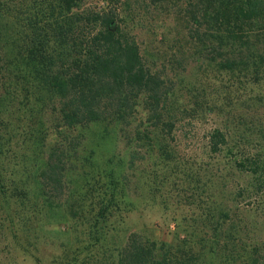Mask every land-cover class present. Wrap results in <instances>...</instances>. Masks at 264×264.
I'll list each match as a JSON object with an SVG mask.
<instances>
[{
  "label": "trees",
  "instance_id": "trees-1",
  "mask_svg": "<svg viewBox=\"0 0 264 264\" xmlns=\"http://www.w3.org/2000/svg\"><path fill=\"white\" fill-rule=\"evenodd\" d=\"M84 1L0 0V211H10L14 197L15 207L27 198L24 171L13 183L4 177L7 165L13 160L18 167L19 155L27 150L36 155L37 197L57 206L92 129H100L93 147L112 139L148 153L173 130L169 76L144 61L116 10L83 7ZM134 2L146 9L172 2L184 43L199 49L203 62L227 73L251 72L255 83L264 78V0ZM225 144L223 134L209 136L212 153ZM103 165L98 176L110 184L103 185L101 195L109 186L114 192L119 183ZM235 169L264 174V164L259 166L252 153L241 157ZM111 201L113 193L97 199L105 206L96 222L111 217L106 210ZM252 214L241 212L233 238L230 211L207 215L206 250L199 243L167 244L129 233L115 264H204L203 254L206 264H264V248L260 253L259 245L245 239L255 229Z\"/></svg>",
  "mask_w": 264,
  "mask_h": 264
},
{
  "label": "rangeland",
  "instance_id": "rangeland-1",
  "mask_svg": "<svg viewBox=\"0 0 264 264\" xmlns=\"http://www.w3.org/2000/svg\"><path fill=\"white\" fill-rule=\"evenodd\" d=\"M172 5L146 9L134 0L83 2V7L116 10L144 61L169 76L173 130L148 153L112 139L93 147L100 129H92L85 151L77 156L82 162L70 168L67 192L57 206L37 197L36 155L22 153L18 167L12 160L5 179L13 183L24 171L29 191L23 206L15 207L14 197L10 211H0V264H115L132 232L167 244L199 243L206 250V216L225 211L234 221L232 238L241 212H254L255 229L245 239L262 253L264 174L240 173L235 163L252 153L259 166L264 164V78L255 83L251 72L227 73L203 62L199 49L184 43ZM217 132L226 144L214 154L209 136ZM103 164L119 183L114 192L109 186L101 195L103 185L110 184L98 176ZM112 193L113 205L106 208L111 217L100 224L94 218L105 202L102 207L97 199Z\"/></svg>",
  "mask_w": 264,
  "mask_h": 264
}]
</instances>
